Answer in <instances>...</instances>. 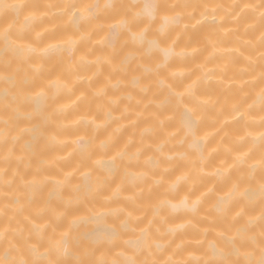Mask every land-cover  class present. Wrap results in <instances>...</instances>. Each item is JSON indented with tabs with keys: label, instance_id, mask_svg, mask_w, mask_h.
<instances>
[{
	"label": "bare ground",
	"instance_id": "6f19581e",
	"mask_svg": "<svg viewBox=\"0 0 264 264\" xmlns=\"http://www.w3.org/2000/svg\"><path fill=\"white\" fill-rule=\"evenodd\" d=\"M9 2L31 51L0 40V260H258L264 0Z\"/></svg>",
	"mask_w": 264,
	"mask_h": 264
},
{
	"label": "snow or ice",
	"instance_id": "6c2138e0",
	"mask_svg": "<svg viewBox=\"0 0 264 264\" xmlns=\"http://www.w3.org/2000/svg\"><path fill=\"white\" fill-rule=\"evenodd\" d=\"M134 6L135 5H131L129 7H134ZM26 7H27V5H25L23 3L9 2V0H0V12H3L4 14H8L10 12L19 13L22 9H24ZM90 7L94 8V7H98V6H90ZM104 7L109 8V9H113V8H116L117 6L112 4V3H106L104 5ZM144 7L146 9H151L152 12H154L156 9H158L159 5L153 3V4H146ZM260 7L262 9H264V3H262L260 5ZM149 14H151V12ZM260 15H261V18L264 19V11H262L260 13ZM73 16H75V14H73ZM135 16H139V13H136ZM134 19H135V17H134ZM22 39H24L23 32H21L17 36L16 39L12 38V31L10 28L5 29L3 32H0V40L3 41L6 49H10L14 52L21 54V55H23L26 51H31L30 48L26 49L23 45H20L18 43V41L22 40ZM4 79H7V77H4ZM41 96H42V93H37L38 102H39V98ZM261 98H262V100H264V90H262V92H261ZM187 123L189 124L190 127H194L196 121L192 118L191 115H189ZM262 164H264V161H262ZM242 195H245L251 199V198H254L255 193L248 191ZM260 197H261L262 202H264V184H261V187H260ZM261 219L264 220V212H262V214H261ZM130 243H134L136 247L140 246L139 241L130 242ZM226 243L230 244V245L234 244V239L228 238ZM66 244H67V241H65V245ZM64 252H65V254H67V247H65ZM216 254L218 255L219 259H217L214 262V264H240L239 261H234V260H231L228 258L231 254H239V249H236L234 247L231 250H226L224 248H221V249L217 250ZM0 264H5V261L0 260ZM12 264H44V262L41 260L35 259L32 261H28V260L13 261ZM47 264H65V262L62 260H55V261L49 260V261H47ZM78 264H82V262H78ZM125 264H137V261L135 259L129 258L127 261H125ZM245 264H264V234H262V239H261L260 258L258 260L247 259Z\"/></svg>",
	"mask_w": 264,
	"mask_h": 264
}]
</instances>
